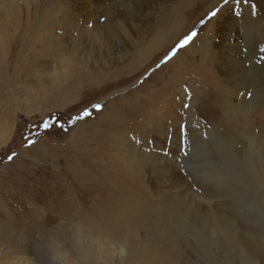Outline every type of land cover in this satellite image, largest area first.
I'll list each match as a JSON object with an SVG mask.
<instances>
[{"label":"rangeland","instance_id":"1","mask_svg":"<svg viewBox=\"0 0 264 264\" xmlns=\"http://www.w3.org/2000/svg\"><path fill=\"white\" fill-rule=\"evenodd\" d=\"M0 96V263L264 264V0H0Z\"/></svg>","mask_w":264,"mask_h":264},{"label":"bare ground","instance_id":"2","mask_svg":"<svg viewBox=\"0 0 264 264\" xmlns=\"http://www.w3.org/2000/svg\"><path fill=\"white\" fill-rule=\"evenodd\" d=\"M2 96H0L1 98ZM257 145V144H256ZM257 151H258V159L257 161L260 163V166L261 168H264V140L262 142L259 143L258 145V148H257ZM232 159H233V155H232ZM235 161V160H234ZM256 162L255 160L253 161H248L245 165L242 164V166L244 167L243 169H240L238 167L241 166L240 163H237L235 161V165L233 164H229L227 163V165L231 166V168L229 167L227 169V172L229 175H231L232 178H234V183L236 185V187L238 186H241V188H243V184L245 183V185L249 186V188H258V190H261V193L263 194V196H260L257 200H258V205H259V208L260 210H264V171L263 170H259L258 169V166L254 163ZM235 167V169L233 168ZM260 176H263V179L262 181L260 180ZM118 210V209H117ZM91 211V210H90ZM94 211V209H93ZM27 213H29V210H27ZM73 213V212H72ZM85 213V212H84ZM98 213V212H97ZM260 213V212H259ZM74 214V213H73ZM129 214V213H128ZM163 214V213H162ZM263 214V213H262ZM29 215V214H28ZM80 215V214H79ZM85 214H83L84 216ZM73 216V215H72ZM77 216V215H76ZM238 216V215H237ZM82 217V216H81ZM87 217V215H86ZM91 217V216H90ZM104 218L102 215H96V218ZM109 217L112 219V220H115L117 217H123L122 215V212L120 210L117 211L116 213V216H112V215H109ZM125 217V216H124ZM169 217L171 218L172 221H174V225L172 224L171 220L169 219ZM169 217L167 216L166 218V227H162L163 225H161L160 227V231L158 228L157 231L158 233L160 232V234L162 233V235L160 236V241L158 242L159 245H158V257H161V262L159 263H156V264H176V260H178L179 258V253H180V246H189V241L187 239V237L189 236L188 233H186L185 231V223L183 222H180L178 220V217H179V214L177 213V211H174L173 214H170ZM182 217V216H181ZM84 218V217H83ZM132 218V217H131ZM197 218V217H196ZM110 219V220H111ZM84 220V219H82ZM182 220V219H181ZM75 221V220H73ZM78 221H80L78 219ZM107 221V220H105ZM183 221V220H182ZM185 221V220H184ZM109 222V221H107ZM115 222V221H114ZM171 222V225L170 223ZM197 222V220H196ZM110 223V222H109ZM116 223V222H115ZM198 223V222H197ZM111 224V223H110ZM8 225V224H7ZM73 225V224H72ZM91 226V225H90ZM107 226V225H106ZM205 226H206V222H204V226L202 227L201 229V232L199 230V233H193L190 235L191 238L195 237L196 240L199 242H201L202 244H205L207 245L208 244V241L207 239L210 238V234L206 233V229H205ZM102 227V226H101ZM70 228V227H69ZM98 228V227H97ZM208 228V227H207ZM56 229V228H55ZM76 229V228H75ZM75 229L73 230V232L75 231ZM89 229V228H88ZM91 229V228H90ZM93 229V228H92ZM104 229V228H103ZM227 229H230V226L227 228ZM226 229V230H227ZM5 230V229H4ZM49 230V229H48ZM106 230V228H105ZM164 230V231H163ZM92 231V230H91ZM94 231V230H93ZM97 231V230H96ZM94 231V232H96ZM228 231V230H227ZM48 232V231H47ZM52 232V230H51ZM77 232V231H76ZM107 232V230H106ZM192 232V231H191ZM220 232V231H219ZM32 233V232H31ZM67 233V232H66ZM70 233V232H68ZM87 233V232H86ZM85 233V234H86ZM89 233V232H88ZM91 233V232H90ZM218 233V232H217ZM42 234V233H41ZM71 234V233H70ZM76 234V233H74ZM155 234V233H154ZM88 235H91V234H88ZM95 235V234H94ZM98 235V234H97ZM58 236V235H57ZM60 236H62L60 234ZM59 236V237H60ZM73 237V235H71ZM83 236V235H82ZM10 237V236H9ZM45 237V236H44ZM90 237V236H88ZM49 238V237H48ZM52 238V237H51ZM83 238V237H82ZM92 238V237H91ZM90 238V239H91ZM207 238V239H206ZM58 239V238H57ZM60 239V238H59ZM74 239V238H73ZM85 239V238H84ZM3 240H6V239H3ZM64 240V239H63ZM80 240V239H79ZM83 240V239H82ZM195 240V241H196ZM260 241H264V238L260 239ZM2 242V241H1ZM48 242V241H47ZM51 243V242H50ZM57 243V242H56ZM71 243V242H70ZM77 243V241H76ZM145 243V242H143ZM8 244V243H7ZM14 244V243H13ZM81 244V243H80ZM49 245V244H48ZM59 245V244H58ZM62 245V244H61ZM70 244H68L69 246ZM75 245V244H74ZM73 245V246H74ZM144 245V244H143ZM148 245V244H147ZM13 246V245H12ZM72 246L71 248V251L72 249H74ZM146 246V245H145ZM7 247V246H6ZM10 247V246H9ZM49 247V246H48ZM52 247V246H51ZM54 247V246H53ZM57 247V245H56ZM64 247V246H63ZM62 248V247H61ZM66 248V246H65ZM68 248V247H67ZM147 248V247H146ZM182 248V247H181ZM180 248V249H181ZM192 248V247H191ZM19 249V248H18ZM50 249V248H49ZM55 248L52 249V251L54 250ZM59 249V248H57ZM77 249V248H76ZM45 250V249H44ZM81 250V249H80ZM136 250V249H135ZM61 251V250H60ZM43 252V251H42ZM73 252V251H72ZM80 252V251H79ZM138 252V251H137ZM11 253V252H10ZM20 253V252H19ZM44 253V252H43ZM45 253H48V252H45ZM55 253V252H54ZM68 253V252H67ZM74 253V252H73ZM76 253V252H75ZM135 253V252H134ZM49 254V253H48ZM57 254V253H56ZM12 255V254H11ZM14 256V255H13ZM17 253H16V257H17ZM47 256V255H46ZM55 256V255H54ZM57 256H59L57 254ZM75 256V255H74ZM153 256H156V252H153L152 256L149 257L147 256L146 258L144 257V259L142 260V264H153L152 263V260L151 258ZM15 257V256H14ZM15 257V258H16ZM48 257V256H47ZM129 258V257H128ZM19 259V258H18ZM130 259V258H129ZM21 260V259H19ZM12 261V260H11ZM15 261V260H13ZM18 261V260H17ZM75 261V260H74ZM156 262V261H155ZM75 263V262H74ZM88 263V262H87ZM140 263V262H139ZM241 263V262H240ZM0 264H13L12 262L11 263H8L7 261H4L3 263H0ZM62 264V263H60ZM63 264H64V261H63ZM80 264V263H79ZM86 264V262H85Z\"/></svg>","mask_w":264,"mask_h":264},{"label":"snow or ice","instance_id":"3","mask_svg":"<svg viewBox=\"0 0 264 264\" xmlns=\"http://www.w3.org/2000/svg\"><path fill=\"white\" fill-rule=\"evenodd\" d=\"M236 2H237V3H241L242 0H236ZM243 3H247V0H243ZM233 6H234V5H233ZM184 46H186V45H183L182 47H184ZM178 50H179V49H177L176 52H177ZM175 54H176V53H173V56H174ZM171 58H172V57H169L167 60H164V63H167L168 60L171 59ZM91 107H92L95 111H97V112L101 111L102 108H103V106L100 105L99 103L93 104ZM83 111H87V112H88V115H87V116H84V117H80V113H78L77 116H76V117H78L77 120L87 119V118H89V117L91 116V112H89L87 109L82 110V112H83ZM49 120H52V118L50 117ZM69 121H72V123H70V124L75 123V120H72L71 117L69 118ZM44 123H45V121L42 122L41 124H44ZM41 124H40V125H41ZM40 125H39V126H40ZM53 128H61V129H63V124L60 123L59 117H56V118H55V121H54L53 123L46 125L45 128H44V130H45V132H48V131L52 130ZM32 143H35V141H32L31 143H29V145H31ZM8 159H9V160H12V159H13V156L10 155V156L8 157Z\"/></svg>","mask_w":264,"mask_h":264}]
</instances>
